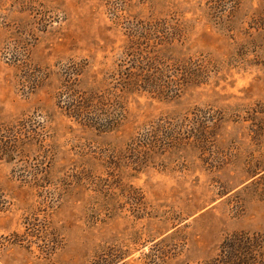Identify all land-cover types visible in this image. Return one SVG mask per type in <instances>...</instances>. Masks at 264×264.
I'll use <instances>...</instances> for the list:
<instances>
[{
	"label": "rangeland",
	"instance_id": "obj_1",
	"mask_svg": "<svg viewBox=\"0 0 264 264\" xmlns=\"http://www.w3.org/2000/svg\"><path fill=\"white\" fill-rule=\"evenodd\" d=\"M5 135L0 264H264V0H0Z\"/></svg>",
	"mask_w": 264,
	"mask_h": 264
},
{
	"label": "trees",
	"instance_id": "obj_2",
	"mask_svg": "<svg viewBox=\"0 0 264 264\" xmlns=\"http://www.w3.org/2000/svg\"><path fill=\"white\" fill-rule=\"evenodd\" d=\"M140 64V62H138ZM141 65V64H140ZM135 70L140 71L139 65L134 67ZM137 72L128 71L123 74V81L125 86L128 88H136L146 81L148 88L155 86L158 89V83L151 82L149 78L143 77V75L138 74ZM72 86H68L70 79L67 81V88H69L70 95L68 94V100L64 101V107L62 109L66 112L69 117L76 118L82 122H85L86 125H91L93 123L100 124L99 119L95 117L94 113L98 109V103L95 101L94 97L91 95L85 94V92L77 91L73 86L76 79H72ZM155 83V85H153ZM71 87V88H70ZM163 88H166L164 86ZM2 131H5L7 135H17L19 132L15 131L13 128H5ZM22 133V132H21ZM20 135L16 137L19 139ZM0 143V156L12 160V156L19 151V145L17 141L8 140V136L5 135ZM20 141V139H19ZM17 142V143H16ZM12 154V155H11ZM6 156V157H4ZM1 207V205H0ZM255 237H248L245 234H240L232 238H228L221 248L220 257L217 259L221 264H246L243 260L246 259L247 255L250 254V249L256 246ZM252 264L251 262H248Z\"/></svg>",
	"mask_w": 264,
	"mask_h": 264
}]
</instances>
